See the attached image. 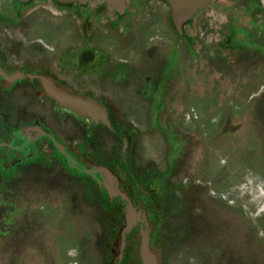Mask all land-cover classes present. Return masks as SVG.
Masks as SVG:
<instances>
[{
	"label": "flooded vegetation",
	"instance_id": "1",
	"mask_svg": "<svg viewBox=\"0 0 264 264\" xmlns=\"http://www.w3.org/2000/svg\"><path fill=\"white\" fill-rule=\"evenodd\" d=\"M148 1L125 0L118 11L105 0H0V238L17 228L26 234L27 222L48 214L70 257L77 255V239L85 238L90 245L83 249L94 252L95 264H143L148 232L152 248L162 247L163 264H170L192 234L179 227L181 185L158 175L171 170L142 165L145 134L124 116L122 96L142 93L160 106L159 95L176 79L192 90L190 74L205 73L216 79L206 105L217 106L224 96L231 101L225 108H244L249 93H264V76H258L264 72V0H208L181 28L168 0ZM218 15L222 26L213 25ZM251 73L246 85L233 88L235 78ZM223 78L232 86L218 87ZM50 80L103 103L110 125L60 105L48 93ZM168 143L176 158L187 149L183 138ZM247 180L232 189L241 191ZM258 190L264 204L263 187ZM105 204L118 215L114 235L105 230ZM130 211L136 223L122 234ZM67 213L88 221L75 236L57 235V218ZM223 253L210 264H242L239 252L226 247Z\"/></svg>",
	"mask_w": 264,
	"mask_h": 264
},
{
	"label": "rangeland",
	"instance_id": "2",
	"mask_svg": "<svg viewBox=\"0 0 264 264\" xmlns=\"http://www.w3.org/2000/svg\"><path fill=\"white\" fill-rule=\"evenodd\" d=\"M143 2L151 5L148 0ZM223 21L224 16L218 15L213 25L222 26ZM253 74L235 78L233 88L246 85ZM190 76L192 90L185 88V80L176 79L168 93L159 95L160 106L151 105L154 102L142 93L122 96L124 116L145 134L141 139L142 165L167 166L173 176L171 183L181 185L176 194L184 209L179 227L187 225L193 232L170 264H210L215 256L224 255L226 247L229 252H239L242 264H264V213L259 212L264 204L258 190L259 185L264 190V112L260 110L264 108V93H249L242 109L225 108L231 101L224 96H218L217 106L211 107L206 104L212 103L214 76ZM231 86L225 78L218 84L221 88ZM163 124L164 135L160 129ZM169 138L185 139L187 149L178 158L170 156ZM244 179H248V186L240 185L241 191L232 189ZM103 219L105 230L114 235L118 215L111 205H104ZM86 223L76 213L59 215L57 235L70 232L75 236ZM26 225V234L17 228L9 237L0 238V264H95L94 252L83 249L88 242L85 238L72 246L76 257L60 249L62 237L54 238L50 215L42 214L41 219ZM23 234L28 235L25 240ZM80 256L84 260H78Z\"/></svg>",
	"mask_w": 264,
	"mask_h": 264
},
{
	"label": "water",
	"instance_id": "3",
	"mask_svg": "<svg viewBox=\"0 0 264 264\" xmlns=\"http://www.w3.org/2000/svg\"><path fill=\"white\" fill-rule=\"evenodd\" d=\"M71 1V0H68ZM86 2L88 0H79ZM108 5H111L118 11H123L126 7L125 0H105ZM171 9L172 17L178 28H181L182 23L190 17L199 7L204 6L208 0H168ZM48 93L55 98L60 105L71 108L80 115L89 116L91 120L99 122L102 121L110 125L109 112L107 107L87 95H80L74 90L61 86L55 81L50 80L47 86ZM136 223L135 214L130 211L126 218V224L122 229V234L131 230ZM163 249L158 247L153 249L151 246L150 234H144L141 245V257L143 264H163Z\"/></svg>",
	"mask_w": 264,
	"mask_h": 264
},
{
	"label": "trees",
	"instance_id": "4",
	"mask_svg": "<svg viewBox=\"0 0 264 264\" xmlns=\"http://www.w3.org/2000/svg\"><path fill=\"white\" fill-rule=\"evenodd\" d=\"M158 175L160 177V180L163 181L164 183H169L173 178V176L171 174H169V175L168 174H163V175L158 174ZM169 187H170V190H169L170 195L172 196L173 199H175L176 196H175L174 187L170 184H169ZM173 203H175V200Z\"/></svg>",
	"mask_w": 264,
	"mask_h": 264
}]
</instances>
